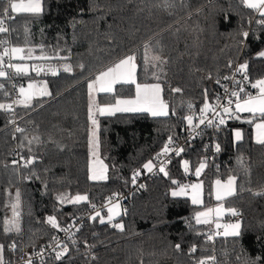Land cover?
I'll return each instance as SVG.
<instances>
[{
  "label": "trees",
  "instance_id": "trees-1",
  "mask_svg": "<svg viewBox=\"0 0 264 264\" xmlns=\"http://www.w3.org/2000/svg\"><path fill=\"white\" fill-rule=\"evenodd\" d=\"M4 6L0 0V9ZM12 16L10 32L0 33V40L8 42L0 45V52L13 46L50 57L19 61L29 65V73L14 75L22 85L46 83L51 95L33 99L29 107L18 105L15 116L0 109V244L5 264H19L25 252L39 251L62 231L47 222L49 216L61 229L84 220L67 242L68 254L60 260L46 258L45 264H198L212 256L214 264H264V145L255 140V123L232 120L206 132L172 158L168 175L145 177L143 167L153 162L169 137L182 139L186 117L200 112L205 102L213 104L224 77L237 63H247L253 83L264 78V57L259 56L264 51V16L242 0H44L40 15ZM243 32H248L247 38ZM127 55L136 56L138 83L160 84L169 115L96 114L98 147L92 149L88 83ZM54 64L56 75L47 71ZM33 65L44 70L36 75ZM66 65L70 72L64 71ZM5 70L11 76L10 69ZM10 80L0 77V103L5 104ZM177 88L181 91H174ZM134 95V86L117 85L114 94L100 93L96 101L107 105L114 103V96ZM17 127L24 131L17 132ZM235 130L242 131V140L236 141ZM207 137L221 144L218 154L208 155L210 162L204 154ZM93 152L107 166L106 180L90 178ZM32 159L34 163L22 164ZM201 163L207 166L197 177ZM136 172L146 183L140 191L137 180L132 182ZM229 176L236 177V193L225 205L242 211L241 235L207 241L211 224H197L195 213L216 204L213 183ZM196 181L203 183V205L192 204L188 195L172 196L178 185ZM17 192L21 217L14 218ZM122 194L128 195L126 209L112 223H123L124 231L100 224V217L85 220L92 205ZM77 195L88 200L67 202ZM57 197L66 200L61 203ZM107 214L101 212L105 219ZM13 219L18 233L5 231L6 221ZM193 246L195 253L190 252Z\"/></svg>",
  "mask_w": 264,
  "mask_h": 264
},
{
  "label": "snow or ice",
  "instance_id": "snow-or-ice-1",
  "mask_svg": "<svg viewBox=\"0 0 264 264\" xmlns=\"http://www.w3.org/2000/svg\"><path fill=\"white\" fill-rule=\"evenodd\" d=\"M4 3V7L0 9V33H9L10 28L8 26V21L14 19V16L11 13H26L33 16L40 15L44 11V0H2ZM248 8L255 9L259 11L261 16H264V0H242ZM264 24V20L260 21ZM27 31V28H25ZM244 38L248 37V32L242 33ZM7 40H0V45L7 44ZM43 46H41L42 48ZM147 51L148 45H145V55L147 59ZM260 57H264V51L259 53ZM5 57L8 58L7 63L5 62ZM50 57L44 55H33V49L29 48L27 53H25V49L23 47H4L3 51L0 52V77L10 79V75L5 68L13 69L15 75H28L29 73V65L27 63H12L13 60L18 61H25V60H47ZM152 59L158 60L159 57H153ZM136 56L135 55H127L118 61H116L113 65L107 67L105 70L99 72L94 79H92L88 83V90H89V119L93 126V130L91 132V136L94 138L93 141L90 143H96L98 147V138H97V131L99 129V121L96 119V114L98 113L100 116H112L115 115L117 112H135V113H149L153 117L159 116H168V105L163 102L161 99V86L160 84H148V83H138L136 78V69L137 65L135 63ZM36 72V75H39L40 72L43 70V66L33 65L32 66ZM83 68V65H80ZM248 68L247 63H243L239 66V71L244 74L243 78L245 81L248 80V76L246 74V70ZM47 71L51 72L52 75L57 74V69L53 66H48ZM65 72H70L71 67L65 66ZM210 78V77H209ZM224 79H229V77H224ZM234 79V78H233ZM219 83V80L217 81ZM237 84H240V81H236ZM116 85H132L134 86L135 95L132 98H119L114 96V103L101 105L95 99L94 93H108L114 94L116 92ZM15 87V85H13ZM4 85L0 83V90H3ZM251 88L256 89L257 92L252 94L251 92H246L245 88L241 85L239 90H233L231 92V97L235 98V102L232 99H227L226 104H222L220 97H216V104L215 106L205 102L204 107L200 110L199 116V125H204L205 121L207 120L206 127H217L219 128L222 125L226 124L225 117H229L232 119L239 120L241 119L240 113H249L251 118L247 119L246 122L252 124L254 120H259L258 123H255L254 127L256 129V142L258 144L264 145V79H258L254 83H251ZM174 91L179 92L180 89H174ZM207 89L204 91V96L207 98ZM243 93V97L241 94ZM225 94H228V90L225 87ZM8 95V93H5ZM19 95L23 97L22 99H17L14 103L17 105H23L24 107H29L31 100L36 96H50L51 93L47 89L46 83H41L39 87L34 82H29L27 85V89L24 86L19 87ZM235 103V110H233L232 105ZM192 105H189L191 108ZM218 108H222V112L217 111ZM0 109L11 112L12 111V104H3L0 103ZM95 110V111H94ZM212 113L217 119L214 121L213 119L209 118L208 114ZM188 125L193 127H198V125H193V115H188L186 117ZM12 123H15L13 120ZM17 132H23L24 130L17 127ZM235 139L236 141H240L243 139L242 131L235 130ZM31 143V141H29ZM173 144V140L171 137L168 139V144L163 148V154H168L172 151H175L177 155L184 151L183 148H174L169 147V145ZM216 152H219L220 145H215ZM93 155H96L93 152ZM159 160V155L157 156ZM170 162V161H169ZM34 163V159L28 160L27 164ZM161 163H163L161 161ZM27 164L25 166H27ZM184 170L185 172L188 171V161H183ZM206 163H201L199 167L195 169V175L197 177L200 176L202 170L206 167ZM143 167L152 172L153 169L156 167L155 164L151 160L143 165ZM159 172H163L164 175H168L165 171L164 167H160ZM107 166L100 162V167L98 169L92 170L91 179L93 180H106L107 179ZM140 175L139 172L133 174L132 182L135 184L137 177ZM235 182L236 177L229 176L226 181H221L217 179L215 181V199L219 203L216 207H209L203 211H197L195 213V221L197 224H209L213 223V218H215V227L216 229H223V233L217 231L215 235H224L225 237L232 236V237H239L241 235V222L236 221L234 223H224L221 224L219 222L220 217L224 215L225 212L231 214V216H236L237 210L235 208H225L224 204L222 203L226 198L235 195ZM174 184H177V181L173 180ZM178 191H173L172 196H184L189 195L192 204L194 205H203V183H196L191 185H178ZM188 189H191V193L188 192ZM260 195V193H256ZM19 197L20 193H16V203L12 205L13 208V215L14 218H18L19 213L16 211V208L19 206ZM57 199L64 203L66 198L65 197H57ZM88 197L77 195L72 199L67 200L68 203H79L81 201H87ZM108 204V214L107 220L105 217L101 215L99 210H96L95 215L91 216L90 219L96 221L97 217H100L99 223H109L113 228H117L120 231H124V224L123 223H112L114 218L120 215L119 203L113 204L112 199L109 198ZM93 209H95V205H92ZM126 213V210H125ZM47 222L55 229L68 231V229H61L59 223L57 222L54 216H49L47 218ZM6 224L9 226L5 228L6 232H19V224L16 222V219L12 221H6ZM79 229H77L78 231ZM71 240L72 237L69 236ZM209 240H212L213 237L211 235L208 236ZM55 242V246L53 247V251L55 252V259L60 260L63 256H65L69 249L66 244H61L56 238H53ZM75 243V241H73ZM10 247L15 250V244L10 245ZM176 248L179 249L180 245L177 244ZM191 253L196 252V247L193 246L190 249ZM4 245L0 244V264H5L4 259ZM38 255H43V253H38ZM95 259V257H93ZM208 259L215 261V257H209ZM259 259V258H258ZM26 264H33L32 259L29 258ZM198 264H206L204 259L198 261Z\"/></svg>",
  "mask_w": 264,
  "mask_h": 264
},
{
  "label": "built area",
  "instance_id": "built-area-1",
  "mask_svg": "<svg viewBox=\"0 0 264 264\" xmlns=\"http://www.w3.org/2000/svg\"><path fill=\"white\" fill-rule=\"evenodd\" d=\"M13 13H11L12 15ZM10 21V20H9ZM8 21V22H9ZM13 46H9V48H11ZM7 60L8 58H6V63H7ZM241 65V63H237L233 69V71L227 76L229 77V79H225L223 81V83H221L218 91L216 92L215 94V97H214V102H213V106H215L216 104V97L219 96L220 97V100H221V103L222 104H226L227 102V99H232L234 102H235V98L234 97H231V92L233 90H239L240 86L242 85L244 88H245V91L246 92H251L252 94H255L257 92L256 89H252L251 88V83H253L251 81V78H250V75L248 74V70H246V74L248 76V80L245 81L243 76L244 74H242L238 69H239V66ZM10 73H11V80L9 82V86L7 87V91L5 93H8V95H5L4 94V98H5V104H12V111L11 113L15 116L16 115V111H17V107L18 105L16 103H14L17 99H21V96L19 95V87L22 85L20 82L16 81L15 79V75H14V71H12L10 69ZM234 78V79H233ZM236 81H240L241 83L240 84H237ZM13 85H15V87H13ZM225 87L227 88L228 90V94L226 95L225 94ZM241 96L243 97V93L241 94ZM232 108L233 110H235V103H233L232 105ZM217 111H220L222 112V108H218ZM189 115H193V125H198V127H195V130H193V127H190L188 125V122H187V119H186V124H185V127L183 129V132L181 133V137L182 139H180L179 141H176V140H173V144L172 145H169V147H174V148H183L185 147L186 144H189V143H193V141H196V140H202L206 134V132L210 131V130H218L219 128L221 127H225L229 122H231L232 118H229V117H225L226 119V124L225 125H222L220 126L219 128L217 127H206V124H207V120L205 121V124L204 125H199V116H200V112H197V111H192L190 112ZM209 118L213 119L214 121L217 119L215 116L212 115V113H209L208 114ZM17 123V120H15V123ZM168 144V141L165 145ZM216 144H219L220 145V149H221V144L220 142H218L217 140H211L209 137H207L206 139V145H205V148H204V154L206 156L205 158V162H210L209 159H208V155L210 153H212V156L213 155H216L218 154V152H216L215 150V145ZM159 155V160L157 159V156ZM158 155H155L153 157V164L156 165V167L153 169L152 172H149L147 171L146 174H145V177H150V178H154L155 176H157L158 174H164L163 172H159V168L160 167H164L165 168V171L167 170V167L168 165L170 164L172 158L174 156H177L176 152L175 151H172L168 154H163V150L158 154ZM214 158H212L211 160H213ZM161 161L163 163H161ZM170 161V162H169ZM24 165L27 164V161H23ZM137 181V190L140 191L141 189H144L146 187V183H145V180L143 179L142 176L138 177L136 179ZM112 199V202L113 204L115 203H119L120 206L123 207V210L126 209L124 206H123V202L126 201L128 199V195H117L116 197H113L111 198ZM109 201V200H108ZM108 201L100 204V205H95V209H93V207L91 206L90 207V212L86 215L85 217V220L86 219H90L91 216L95 215V212L96 210H99L100 213L104 210H108V207L110 206L108 204ZM237 210V215L236 216H231L230 214V217L228 218V222L230 223H234L236 221H240L243 217V213L241 210L239 209H236ZM84 220V219H83ZM83 220H80V221H75L70 227H68V231H61L60 233L56 234L54 237L56 238V240H58L61 244H66L67 245V242L70 241L69 239V236H73L75 235L76 233H78V231L80 230V227L83 223ZM211 227H212V231L211 232H208L206 233V239L207 241H215V239L221 235H215V233L217 231L219 232H223V229H215L214 226L211 224ZM77 229H79L77 231ZM211 235L213 237L212 240H209L208 239V236ZM53 237V238H54ZM55 246V242L54 240L52 239V241H50L48 244H46L42 249H40L39 251L35 252V253H28V252H25L24 255H23V258L21 259V261L19 262V264H26L27 260L29 258L32 259V262L35 263V262H38L39 264H45L46 263V258H54L55 257V252L53 251V247ZM88 252H90V249H88ZM38 253H43V255H38ZM68 254V253H67ZM66 254V255H67ZM65 255V256H66ZM63 256V257H65ZM62 257V258H63ZM92 257V256H91ZM209 264H214L212 261L209 262Z\"/></svg>",
  "mask_w": 264,
  "mask_h": 264
},
{
  "label": "rangeland",
  "instance_id": "rangeland-1",
  "mask_svg": "<svg viewBox=\"0 0 264 264\" xmlns=\"http://www.w3.org/2000/svg\"><path fill=\"white\" fill-rule=\"evenodd\" d=\"M16 14H18V13H16ZM6 58L7 57H5V61H6ZM12 63H21V62H19L18 60H13L12 61ZM51 66H53V67H55L56 69H57V73H58V66H56L55 64L54 65H51ZM45 68H46V66H45ZM12 71H14L13 69H11ZM44 70V69H43ZM42 70V71H43ZM6 71V70H5ZM50 74H51V72H50ZM39 82H41V81H35L34 83L37 85V87H39L40 86V84L41 83H39ZM29 83V82H28ZM28 83H26V84H24V85H22V86H24L26 89H27V85H28ZM48 89V88H47ZM100 93H94V96H95V99H97V96L99 95ZM39 97H41V96H36V97H34L33 99H35V98H39ZM23 97H21V99H22ZM32 99V100H33ZM31 100V101H32ZM95 111V110H94ZM98 114V113H97ZM93 137L91 138V141H93ZM92 144V149H96V143H91ZM103 162V164L104 165H106L105 164V162L101 159V158H99L98 156H96V155H93L92 156V158H91V161H90V169H89V175H90V177H91V175H92V170L93 169H98L99 167H100V162ZM184 166V165H183ZM106 175H107V172H106ZM92 181H103V180H93V179H91ZM222 182L223 181H226V180H221ZM196 183H200V182H195L194 184H196ZM215 188H216V185H215V181H214V183H213V189H212V198L214 199V201L216 202V204H214L213 206H211V207H216L219 203H221V202H218L216 199H215ZM235 190H236V182H235ZM178 191V190H177ZM189 193H191V189H190V191H189ZM235 193H236V191H235ZM189 196V195H188ZM232 197V196H231ZM230 197H228V198H226L222 203L224 204V207L227 209V208H229V207H227L226 205H225V202L229 199ZM82 202V201H81ZM80 203V202H79ZM205 210V209H204ZM203 211V210H202ZM227 214H229L228 212H225L224 213V215L223 216H221L220 217V220H219V222L221 223V224H224V223H230V222H228V221H226L225 220V217H226V215ZM18 217H21V215H20V212H19V216ZM105 220H107V219H105ZM213 226H214V228L216 229V227H215V218H213V223H211ZM223 233V232H222ZM221 236H224V235H221ZM229 237V236H228ZM209 262H210V260H207L206 261V264H209Z\"/></svg>",
  "mask_w": 264,
  "mask_h": 264
},
{
  "label": "crops",
  "instance_id": "crops-1",
  "mask_svg": "<svg viewBox=\"0 0 264 264\" xmlns=\"http://www.w3.org/2000/svg\"><path fill=\"white\" fill-rule=\"evenodd\" d=\"M259 12V11H258ZM264 79V78H263ZM117 86V85H116ZM161 99H162V92H161ZM163 100V99H162ZM117 113H121V112H117ZM127 113H135V112H127ZM241 117H246V118H249V117H251V116H248L247 117V115H250L249 113H240L239 114ZM105 116H107V115H105ZM160 117V116H159ZM259 122V120H257L255 123H258ZM254 137H255V140H256V129H255V127H254ZM179 190V189H178ZM119 212H120V215L123 213V207L122 206H120V209H119ZM120 215H118V216H116L115 218H114V220L113 221H115L116 219H118L119 217H120ZM211 224V223H210Z\"/></svg>",
  "mask_w": 264,
  "mask_h": 264
},
{
  "label": "water",
  "instance_id": "water-1",
  "mask_svg": "<svg viewBox=\"0 0 264 264\" xmlns=\"http://www.w3.org/2000/svg\"><path fill=\"white\" fill-rule=\"evenodd\" d=\"M249 118H251V117H249ZM249 118L241 117V119H239V120H236V119H234V120L237 121V122H239V123L246 124V125H253L258 120V119L257 120H254L252 124H249V123L246 122V120L249 119Z\"/></svg>",
  "mask_w": 264,
  "mask_h": 264
}]
</instances>
